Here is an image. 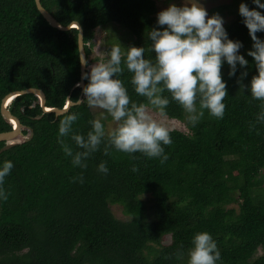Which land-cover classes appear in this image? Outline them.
<instances>
[{"label": "trees", "instance_id": "obj_1", "mask_svg": "<svg viewBox=\"0 0 264 264\" xmlns=\"http://www.w3.org/2000/svg\"><path fill=\"white\" fill-rule=\"evenodd\" d=\"M41 2L63 26H82L86 72L100 60L91 58L100 31L110 45L112 30L116 35L127 31L132 36L127 48L144 47L145 59L154 62L148 32L162 30L156 0ZM241 3L264 15L253 0H231L209 11V17L223 18L228 38L243 45L238 54L248 61L246 68L237 65L231 78L223 64L228 93L224 116L217 119L204 110L195 125L188 123V132L169 130L172 143L161 144L168 157L164 163L162 156L115 148L105 155L107 124L101 119L106 135L99 149L83 161L86 167L73 166L58 143L59 120L65 114L45 113L31 94L13 102L11 113L34 135L0 154V169L5 161L14 165L0 185L8 197L0 199V264H187L192 238L202 232L217 244L216 264H264V123L257 120L264 102L241 92L237 82L246 71L241 82L248 86L258 74L247 55L253 41L239 14ZM78 34L77 29L51 27L35 0H0V133L12 130L1 114L4 97L36 88L44 92L47 107L62 109L67 99L75 103L66 114L79 118L72 133L60 139L73 154L84 151L71 135L86 139L90 121L98 118L86 101L75 102L83 92L76 87L81 80ZM256 35L264 40V32ZM121 66L123 74L115 78L123 82L130 101L147 104L135 92L123 58ZM162 95L170 101L165 117L186 120L188 114L170 93ZM4 146L0 142V149ZM101 163L107 174L98 171ZM115 206L123 217L116 215Z\"/></svg>", "mask_w": 264, "mask_h": 264}, {"label": "clouds", "instance_id": "obj_2", "mask_svg": "<svg viewBox=\"0 0 264 264\" xmlns=\"http://www.w3.org/2000/svg\"><path fill=\"white\" fill-rule=\"evenodd\" d=\"M253 3L256 8L264 9L261 0H253ZM239 14L253 41V50L248 51L247 55L255 62L258 74L251 78L248 86L241 82L248 75L246 71L241 73L237 82L241 92L247 90L252 99L264 102V40L256 35L264 32V15L255 9L250 10L245 3L239 5ZM157 25L162 30L153 28L148 32L151 41L149 50L155 53L154 62L145 59L144 47L130 46L122 51L118 43L106 53V61L94 63L90 72L82 75V79L88 81L82 89L85 99L75 102L86 101L90 108L104 110L116 125L107 132L105 155L110 148H115L128 154L141 152L148 158L162 156L161 163H164L168 157L163 155L161 144L170 145L172 140L168 128L153 117L149 106L159 116L165 117V109L170 101L162 93L167 91L188 114L187 118L193 125L203 117L204 110H208L212 117L222 119L226 107L223 101L228 96L221 72L223 64L226 62L229 66L230 78L235 76L237 65L242 69L248 66L244 56L238 54L243 45L228 38L223 18L219 14L209 17L199 0H184L179 7L170 4L157 14ZM122 58L127 70L132 73L131 84L135 92L145 97L147 104L131 102L123 82L115 78L123 74ZM81 63L87 66L86 61ZM261 108L264 109V103ZM78 118V114L72 113L65 114L59 120L58 143L62 145L64 153L72 157L73 166L86 167L83 161L99 149L106 133L101 119L90 121L92 131L87 133L86 139L83 135H71L75 144L84 150L73 154L60 137L72 133V125ZM257 120L264 123V110ZM13 167L11 161L4 162L0 169V185ZM98 171L107 174L106 164L101 163ZM133 171L138 169L133 168ZM79 180L83 182V177H79ZM7 198L0 188V199L6 201ZM191 244L187 250V264H216L220 259L217 244L210 234H194ZM181 257L182 254L178 255V258Z\"/></svg>", "mask_w": 264, "mask_h": 264}, {"label": "water", "instance_id": "obj_3", "mask_svg": "<svg viewBox=\"0 0 264 264\" xmlns=\"http://www.w3.org/2000/svg\"><path fill=\"white\" fill-rule=\"evenodd\" d=\"M36 6L44 17V19L49 23V25L53 28H56L60 31H69L72 29H77L79 31L78 34V47L80 53V61L87 63V54L85 51V43H84V30L82 26L78 22H72L68 26H63L44 6L42 5L41 0H35ZM87 66H84L81 63V80L78 84H80L81 88L85 86V80L82 79V75L86 72ZM77 87V86H76ZM34 95L37 98L36 103H39L43 108L45 113H55L56 117L66 114L70 107L74 105L70 99H67L66 105L60 108H51L46 106V96L44 92L40 89L29 88L22 91H14L9 93L4 97L1 103V114L4 120L12 126V130L8 132L0 133V142H5V146L0 149V154L11 149L12 147L21 144L23 142H27L32 139L34 135V131L32 128L23 125L20 120L11 113L10 107L13 102L19 97L23 95ZM83 98V92L80 96V100ZM35 103V104H36ZM24 131H27V134H24Z\"/></svg>", "mask_w": 264, "mask_h": 264}, {"label": "rangeland", "instance_id": "obj_4", "mask_svg": "<svg viewBox=\"0 0 264 264\" xmlns=\"http://www.w3.org/2000/svg\"><path fill=\"white\" fill-rule=\"evenodd\" d=\"M156 2H157V8H158L157 14H158L160 11L166 9L170 4H176V6L178 7L182 6L184 3V0H156ZM199 2L202 4V6L206 9V11L209 14V11L212 8L218 5H221V4L230 3L231 0H199ZM230 19L231 17H229L227 20H230ZM111 34H112L111 35L112 38L110 42L111 45L114 46L120 43L122 47V51H125L127 46L132 42L131 41L132 36L127 31H125L124 33L120 35H116L115 30H112ZM107 41L108 40H107L106 32L100 31V33H98L97 37L94 40L93 53L91 55L92 59L99 58L100 60H96L92 62V65L95 62L98 63L101 60L106 61L108 59V56L106 55V53L110 50L111 45L108 44ZM90 109L93 112V114L96 116V118L105 119L106 124H107V132L109 131L110 128H114L116 126L115 123L112 121L111 116H109L104 110L98 109V108H90ZM149 110H150V113L153 115V117L157 119L159 122H161L166 128H168V130H180L184 132L189 131L188 118H186V120L184 121H178L174 119H169L167 117L159 116L155 109L149 108ZM113 210L118 217L124 216L122 209L119 208L118 206H115Z\"/></svg>", "mask_w": 264, "mask_h": 264}]
</instances>
